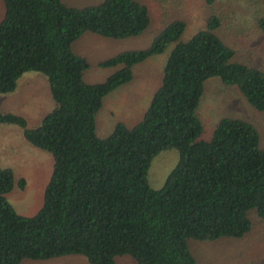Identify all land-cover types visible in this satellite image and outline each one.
<instances>
[{
  "label": "trees",
  "instance_id": "trees-1",
  "mask_svg": "<svg viewBox=\"0 0 264 264\" xmlns=\"http://www.w3.org/2000/svg\"><path fill=\"white\" fill-rule=\"evenodd\" d=\"M1 1L0 94L12 92L22 74L37 72L54 107L33 127L0 109V124L16 126L29 146L52 160L42 204L29 216L6 200L13 173L0 166V264L70 255L89 264H113L122 255L134 264H199L188 240L240 239L251 228L248 211L264 219V147L257 129L244 119L221 118L204 140L196 115L203 82L213 76L264 111V68L234 60L218 34L232 0H205L204 26L185 40V21L171 18L146 47L98 61L115 69L94 83L83 79L91 63L72 43L86 31L112 39L140 34L150 22L145 3ZM254 2L244 0V7ZM257 26L264 31V15ZM171 43L140 118L130 127L118 121L99 137L95 116L103 96L132 80L133 65ZM171 148L176 163L153 189L146 180L150 160ZM23 184L16 181L18 188Z\"/></svg>",
  "mask_w": 264,
  "mask_h": 264
},
{
  "label": "rangeland",
  "instance_id": "rangeland-1",
  "mask_svg": "<svg viewBox=\"0 0 264 264\" xmlns=\"http://www.w3.org/2000/svg\"><path fill=\"white\" fill-rule=\"evenodd\" d=\"M68 6L83 7L100 0H62ZM149 10L150 22L138 35L112 39L82 33L72 43V49L85 56L91 66L83 72L86 82L102 81L115 68L99 67L96 63L124 50L146 47L164 22L171 18L182 19L186 28L180 39L185 40L198 29L203 28L207 7L205 0H139ZM234 6L227 7L228 15L224 26L218 31L222 40L233 51V59L264 68V31L257 26V20L264 15V0H255L246 8L244 0H232ZM218 7V6H216ZM221 7V5H220ZM3 15L0 0V19ZM173 43L161 53L153 55L132 66L133 80L108 92L102 98V106L95 116V130L100 137L107 136L116 122L133 125L148 105L153 91L160 83L162 67ZM16 92L0 94V109L10 111L20 108L22 100L28 101L18 112L24 115L27 125L33 127L51 111L54 103L50 97L45 77L37 72H26L17 82ZM32 100V101H31ZM31 108V109H30ZM13 113V112H12ZM21 115V116H22ZM196 115L201 122V139H208L212 129L221 118H240L254 125L259 134L260 146L264 147V111L258 112L247 104L244 97L232 86L223 85L218 77H209L203 82ZM12 126V125H11ZM105 126L100 130V127ZM14 129H18L15 126ZM1 139L13 141V148H3L0 142V166L9 167L14 184L5 194L13 209L23 215H33L42 204V193L48 181L52 160L42 150L26 142L16 144L15 133L5 130ZM24 145V146H23ZM177 151L173 148L159 151L150 160L146 172L148 185L158 189L168 172L175 165ZM22 178L23 187L16 181ZM250 230L240 239L221 238L214 241L188 240L187 244L199 264H264V219L257 218L253 210L248 211ZM20 264H89L80 255H70L48 260H22ZM113 264H134L128 255L115 258Z\"/></svg>",
  "mask_w": 264,
  "mask_h": 264
},
{
  "label": "crops",
  "instance_id": "crops-1",
  "mask_svg": "<svg viewBox=\"0 0 264 264\" xmlns=\"http://www.w3.org/2000/svg\"><path fill=\"white\" fill-rule=\"evenodd\" d=\"M78 53V52H77ZM80 54V53H79ZM132 75H133V72H132ZM19 80V79H18ZM18 80H17V82H18ZM132 80H133V77H132ZM16 86H17V83H16ZM15 89H16V87H15ZM14 89V90H15ZM12 91V92H10V94H12V93H14V92H16V91ZM32 101V100H31ZM22 105L20 106V108H17V109H15V110H11V112H13V113H17L18 114V112L20 111V110H22L23 108H25V106L27 105V103H28V101H26V99H24V100H22ZM31 109V108H30ZM6 112H10V111H6ZM20 114V113H19ZM22 115V114H21ZM23 117H24V115H22ZM13 126V125H12ZM11 125H8V124H0V137H1V133H3L5 130H9V131H13L14 133H15V142H16V144H18V143H20V142H22L23 141V138L21 137V134H20V130L19 129H14V127H12ZM16 127V126H15ZM105 126H103V127H100V130L101 129H103ZM97 133V132H96ZM98 135V134H97ZM99 136V135H98ZM100 137V136H99ZM0 142H1V144H2V146H3V148H13L12 147V145H13V141H11L10 139L9 140H7V139H1L0 140ZM23 142H25V141H23ZM24 146V145H23Z\"/></svg>",
  "mask_w": 264,
  "mask_h": 264
}]
</instances>
